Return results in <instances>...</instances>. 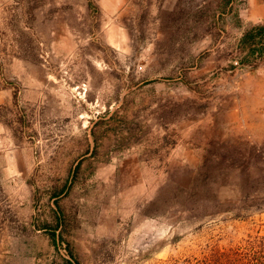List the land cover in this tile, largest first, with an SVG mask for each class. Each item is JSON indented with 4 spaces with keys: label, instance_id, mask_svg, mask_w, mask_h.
I'll return each mask as SVG.
<instances>
[{
    "label": "rangeland",
    "instance_id": "rangeland-1",
    "mask_svg": "<svg viewBox=\"0 0 264 264\" xmlns=\"http://www.w3.org/2000/svg\"><path fill=\"white\" fill-rule=\"evenodd\" d=\"M264 0H0V264H181L264 235ZM62 215H59V207Z\"/></svg>",
    "mask_w": 264,
    "mask_h": 264
},
{
    "label": "trees",
    "instance_id": "trees-1",
    "mask_svg": "<svg viewBox=\"0 0 264 264\" xmlns=\"http://www.w3.org/2000/svg\"><path fill=\"white\" fill-rule=\"evenodd\" d=\"M236 56L231 59L230 68L236 66L256 69L264 62V22L247 29L240 37ZM58 219L60 221V206ZM54 247H65L66 257H62L59 264H79L70 245L56 235L55 230L50 232ZM181 264H264V235L249 236L235 247L227 249H213L211 253L201 259H185Z\"/></svg>",
    "mask_w": 264,
    "mask_h": 264
}]
</instances>
